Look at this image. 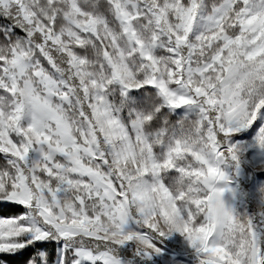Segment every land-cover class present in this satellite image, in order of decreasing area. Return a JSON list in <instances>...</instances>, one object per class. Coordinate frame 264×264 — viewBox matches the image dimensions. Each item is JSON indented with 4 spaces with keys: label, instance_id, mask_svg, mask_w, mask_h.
Segmentation results:
<instances>
[{
    "label": "snow or ice",
    "instance_id": "6c2138e0",
    "mask_svg": "<svg viewBox=\"0 0 264 264\" xmlns=\"http://www.w3.org/2000/svg\"><path fill=\"white\" fill-rule=\"evenodd\" d=\"M0 264H264V0H0Z\"/></svg>",
    "mask_w": 264,
    "mask_h": 264
}]
</instances>
